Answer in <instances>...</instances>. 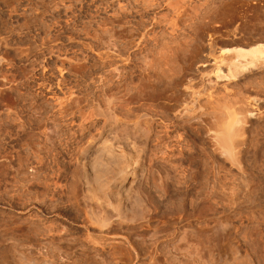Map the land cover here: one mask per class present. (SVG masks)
I'll return each mask as SVG.
<instances>
[{
	"label": "bare ground",
	"instance_id": "bare-ground-1",
	"mask_svg": "<svg viewBox=\"0 0 264 264\" xmlns=\"http://www.w3.org/2000/svg\"><path fill=\"white\" fill-rule=\"evenodd\" d=\"M135 1L151 12L139 39L110 43L105 30L108 40L81 42L75 63L52 40L0 56V264L219 263L218 171L227 225L235 139L264 115V27L220 43L200 28L153 40L172 1Z\"/></svg>",
	"mask_w": 264,
	"mask_h": 264
},
{
	"label": "rangeland",
	"instance_id": "rangeland-1",
	"mask_svg": "<svg viewBox=\"0 0 264 264\" xmlns=\"http://www.w3.org/2000/svg\"><path fill=\"white\" fill-rule=\"evenodd\" d=\"M137 1L138 0H136L135 2ZM168 1L170 2V0ZM171 1H172L171 2L172 5L173 3L177 2L174 5L178 4L180 6L181 9L180 8L178 9L179 10L178 14L180 15L177 14V16H175L176 14L174 15L173 13H170L171 12L170 9H172L171 7L174 8V6L172 5L170 8L167 7L169 6L167 5L165 9H161L159 11V15L160 16L163 15L164 18H167L169 20L168 24L163 22L160 25H156L154 31L151 33L149 32L150 35H148V38L152 39L151 34L153 35V33L156 32L157 35L155 33L153 37L155 36V38H157L159 36L160 38L159 37L157 39L153 38V40L159 41L160 39L167 41L172 38L181 39V40L183 38L185 40H189L190 38L192 39L193 36L191 35L194 34L195 30L200 28L201 31L203 32V37H202L203 41L205 40L210 41L213 38L212 39L214 40L213 42L220 43L221 42L220 39L221 40L228 39L226 37L227 33L231 31L235 30L240 33L243 31L242 33L244 34L249 30V28L251 27L250 25L252 24L255 25V23H256L255 27L257 28H259L258 24L261 27H264V18H263L264 6L261 7L260 5L262 4H259V6L262 8L260 9V7H258V2L256 0H250V1L243 0L244 2L242 0H231L232 6L230 7H232L233 9L229 7L230 3L228 0H210V2H204L205 4L201 3L203 2V0L201 1L171 0ZM130 2H132V0H0V54H1L0 56L4 57L5 60L12 58L16 59L20 55V53L18 52L21 51V49H23L25 45L27 46V45L44 43V42L48 43L50 40H52L49 43L52 44L54 42L53 45L58 44L65 46L68 49L67 50L68 52L67 51H66L67 53L61 52L62 57L66 56L65 59L67 60L70 59L69 61L70 62L72 61L71 63L73 62L75 63L77 59L75 55H78L79 52H80L79 55H81V53H83L84 55V51L80 49L82 47L81 44L84 41L86 42L87 40L88 41L94 40L95 42L97 41L100 42L99 37L102 33H104L105 30H107L108 32L105 31V33L101 35V37L103 36L104 40L106 39L108 40L109 38L108 36L112 34V36H110L111 38H109L108 40L110 43L113 42L122 43V41L123 43H125L127 39L131 41L132 39L130 38H133V40L139 39L140 35L135 34L136 30L139 29V34H140V32L142 33L143 31H149L151 29L150 28L151 12L149 13L143 10L142 8H140L142 6H140L141 3L139 2L137 3H133L134 1L132 3ZM126 3H128V5ZM217 3L219 4L227 3L228 7L226 9H228V12L223 9L222 11L219 10L221 8L217 7L218 6ZM246 3L248 4V6ZM249 3H252V5H256L258 8L257 10L254 9L255 13H253V15L255 16L253 17L255 18H250L251 14H248L250 13ZM136 4H138L139 6ZM227 4H225V6ZM233 4L235 7H233ZM119 5H120V9H118ZM121 5H124V7L122 6L121 8ZM135 6L136 8L139 9L136 10ZM225 6L222 7L225 8ZM125 7L128 9H126ZM121 9H123L122 11H124L125 13L124 15H122L123 14L122 11H119ZM142 10L144 11L143 12L144 14H141ZM219 11L221 12L219 13ZM224 11L227 12L228 14L225 13ZM223 12L224 14L222 15ZM246 15H249V17ZM168 16H170V18ZM224 16L226 18H224ZM253 19L254 22H252ZM248 20L251 21L249 22ZM170 21H172L173 23ZM170 23L173 25L175 24V26L171 25ZM145 26H149L148 29H146L147 27ZM191 28L193 29L195 28L194 31ZM85 29L86 30L88 29L87 31L89 33L86 32ZM85 33L88 34L86 35ZM105 34H107V36ZM127 34L129 36H127ZM204 34L206 36H204ZM104 35L108 38H106ZM4 40L6 43L4 42ZM78 47L80 48L78 49ZM75 51L78 53H76ZM79 55H78V59L81 58ZM67 56L69 57V59L67 58ZM32 57H34V53L32 54ZM54 64H55L54 67L56 68L58 67L57 70H55L56 72H58L59 69L64 68V66L65 68L68 66L67 63H65V65H61L60 60H57ZM3 66L4 64L1 65V67ZM17 69H15L14 72L15 75H17L19 72L18 71L19 69L18 70ZM1 70L2 68L0 69V71ZM251 76L254 77L253 74L249 73L246 76H241L233 81H230L229 83L231 85L234 84L235 82L236 83L238 82V84H244V82L247 81L249 78H251ZM220 85L223 87V82H220ZM263 117L264 115L263 116L261 115L260 117H251V119L249 120L250 124H248V131H247V136L249 137L248 138L245 137V139H238L239 141L238 140L236 141L235 139V148L236 146L238 148L236 149L238 150L237 153L235 152L236 153L235 158L239 156L236 158V161L238 159L239 161H237V163L235 161V163L239 165L237 166L234 163V165L231 168L233 171V173L231 171V176H232L231 181L233 182V184L231 183V189H232L231 195H232V202L233 201L234 202L231 205L232 206V215L230 219L231 224L229 223L227 225L224 223L225 221H224L223 206L225 204V201L223 200L225 199H224V195H222L224 191H222L223 169L221 168V166L223 167L224 163H222L221 160L219 161V165L220 162L221 165L217 169L218 170L222 169V171L217 170L219 176L218 182L220 184L218 183L217 184L218 187L216 186V190H217L216 201L218 202L217 217L218 220L220 221V222L218 221V235L216 239L217 251L219 255L218 256L219 263L217 260L218 264H264V157H263L264 156V135H263L264 118ZM260 121L263 122L261 123ZM226 231L229 232V234L232 237L231 238L232 244L230 243L231 248L228 247L229 245L226 246L227 243L223 238V235Z\"/></svg>",
	"mask_w": 264,
	"mask_h": 264
}]
</instances>
